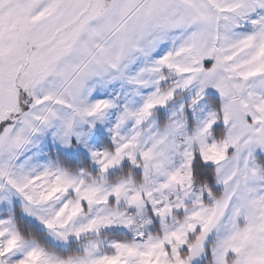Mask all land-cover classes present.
Returning <instances> with one entry per match:
<instances>
[{
    "label": "snow or ice",
    "instance_id": "1",
    "mask_svg": "<svg viewBox=\"0 0 264 264\" xmlns=\"http://www.w3.org/2000/svg\"><path fill=\"white\" fill-rule=\"evenodd\" d=\"M0 264H264V0H0Z\"/></svg>",
    "mask_w": 264,
    "mask_h": 264
}]
</instances>
